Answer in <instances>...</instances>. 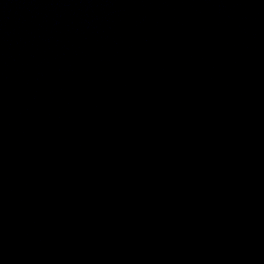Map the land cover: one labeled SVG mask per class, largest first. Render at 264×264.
<instances>
[{
    "label": "water",
    "instance_id": "1",
    "mask_svg": "<svg viewBox=\"0 0 264 264\" xmlns=\"http://www.w3.org/2000/svg\"><path fill=\"white\" fill-rule=\"evenodd\" d=\"M0 264H264V0H0Z\"/></svg>",
    "mask_w": 264,
    "mask_h": 264
}]
</instances>
